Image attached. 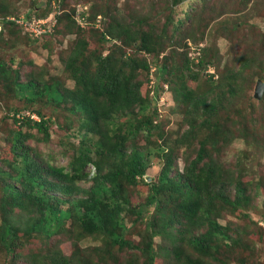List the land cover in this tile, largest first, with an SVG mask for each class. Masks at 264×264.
I'll return each mask as SVG.
<instances>
[{
	"label": "trees",
	"instance_id": "trees-1",
	"mask_svg": "<svg viewBox=\"0 0 264 264\" xmlns=\"http://www.w3.org/2000/svg\"><path fill=\"white\" fill-rule=\"evenodd\" d=\"M209 1L165 0L166 12L162 20L151 15L133 16L128 22L119 15L109 17L99 40L104 43L105 38H109L119 44H114L106 54L103 50L86 51L84 48L88 44L80 38L82 34L76 20L69 19L70 24L65 27L71 32L70 26H74L79 39L66 56L64 69L76 86L60 91L55 82L36 79L13 82V94L30 103L44 98L60 104L69 99L68 112L76 116L79 139L68 169L47 162L41 164L24 143L28 134L22 133L21 128L35 129L48 136L43 114L31 110L17 119L14 116L18 112L14 114L16 129L10 132L14 159L10 163L11 174L0 172L4 177L0 184V264H156L159 258L165 264H229L226 256L235 254V248L241 247L240 233L243 231L222 225L218 220L226 210L247 218L252 194L261 185L242 181L241 162L249 151L238 155L236 170L224 169L216 157L221 149L227 150L235 138H240L246 148H257L260 143L257 138L250 137L244 125L235 129L227 124L219 110L232 107L234 98L243 95L239 79L253 56L249 52L241 54L237 57L238 66L226 70L215 81L212 76H202L206 66L212 64L213 55L207 45L199 49L194 68L193 59L184 53L178 67L169 66L164 58L156 66L155 74L150 71L146 59L126 53L130 49L132 54L143 52L158 58L165 42L178 45L175 37L182 45L177 47L202 42L201 38L195 39L196 33H189ZM233 3L245 9L253 1L230 0L226 5L233 7ZM4 9L5 0H0V10ZM90 9V12L80 11L78 17L82 20L106 18L105 10L97 5ZM49 13L48 10L42 16L27 14L25 18H46ZM7 16L5 12L0 13V40L10 27L27 36L19 25L7 20ZM254 17L260 16L255 14ZM58 22H61L60 16ZM53 31L31 39L37 42L50 37ZM258 66L264 68L261 64ZM2 72L0 70V85L4 86ZM175 72L177 83L181 84L172 90L174 100L181 101L192 117L200 119L195 127L185 122L188 128L176 142L181 144L183 140L196 137L197 148L193 158L186 159L181 174H169L173 160L170 152L158 154L156 157L162 161V168L154 182H146V171L154 153L149 147L132 146L131 141L138 134L148 141L152 132L159 130V125L153 121L156 109L140 93L139 76L145 73L154 79L157 74L161 77ZM261 73L263 75V69ZM187 81L193 87L187 86ZM87 166L93 167V184L84 191L76 183L88 178ZM140 182L147 186V194L143 203L132 206L127 190ZM81 192L85 195L74 198ZM150 207H153L151 219L143 221V229L137 230L138 236L143 237L142 244L127 240L125 235L130 227L127 228L124 216H133L134 225L142 221ZM68 231L77 232L74 236L76 246L65 256L51 240ZM87 238L99 241L100 245L78 246L79 241ZM155 238H160L163 245L154 248ZM238 260L244 263L243 257Z\"/></svg>",
	"mask_w": 264,
	"mask_h": 264
},
{
	"label": "rangeland",
	"instance_id": "rangeland-1",
	"mask_svg": "<svg viewBox=\"0 0 264 264\" xmlns=\"http://www.w3.org/2000/svg\"><path fill=\"white\" fill-rule=\"evenodd\" d=\"M252 1L250 7L243 9L239 5L234 6L236 3H233V7L226 5L230 3V0H210L203 13L197 16L198 23H193L194 26L189 33H196L195 39H202V42L198 44L189 42L187 47H177L181 43L175 37L174 42L178 45L175 43L169 45V42H165L164 50L158 58H153L152 55L143 52L132 54L130 49L126 50L127 56L128 54L138 55L146 59L151 66L150 71L155 74L156 66L160 65L164 58H167L169 66L178 67L179 63L183 62L184 53L188 58L193 59L192 67L194 68L196 64L194 58L198 56L199 49L207 45L213 55L212 64L206 66L202 76L204 78L212 76L215 81L220 79L226 70L238 66L237 57L241 54L249 52L253 56L251 63L243 71L242 78L239 79V89H243V95L239 97L237 95V98H234L232 107L227 106L219 110L220 116L226 120L227 124H232L231 126L235 129L244 125L250 137L257 138L260 143L257 148H246L240 138H235L227 150L221 149V154L216 157L224 169L231 170L236 167L234 165L238 161L236 159L238 155L249 151L246 158L243 155L241 162L242 181L251 185L258 183L261 185L252 194L251 207L246 211L247 218L233 215L232 212L226 210L222 212L221 219L218 220L222 225L234 226L243 231L240 233L241 247L235 248V254L228 253L226 256L229 264H241L238 260L240 257L244 259L243 264H264V73L263 75L261 73L264 68L258 66L261 64L264 67V0ZM164 2L165 0H5V9L0 10V13L5 12L8 15L7 18L27 14L42 16L48 10L52 12L48 14V17L55 14L58 16L55 17L54 33L37 42L22 35L13 27L8 28L1 36L0 62L2 66L0 70H3L1 75L4 78V86L0 85V172L11 174L10 163L14 159L10 149V132L16 129L13 116L17 111L14 117L21 118L31 110H39L43 114L48 134L45 136L35 129L21 128L22 133L28 134L24 143L31 148L34 159L41 164L47 162L52 166L68 169L79 139L76 116L68 112L69 99H65L60 104L48 102L44 98L30 103L25 98L15 96L11 88L14 86V81L26 83L28 79H36V81L45 83L55 82L60 91L71 90L76 86L74 80L64 69L66 56L74 42L79 39L75 34L77 29L74 26H70L71 32L65 27L69 26V19L76 20L75 24L82 34L80 38H84L88 44L84 48L86 51L103 50L106 54L114 44H119L118 41L109 38H105L104 43L99 40V34L106 29L109 17L119 15L128 22L133 16L151 15L162 20L166 12ZM96 5L97 8L105 10L106 18L98 16L95 20H82L78 17L80 11L90 12L92 10L90 8ZM249 9H253L252 12ZM255 14L260 17H254ZM59 16L61 22H58ZM173 51L175 53H172ZM255 58L260 61L256 62ZM11 71L14 76L13 81ZM176 76L177 72L165 73L161 77L157 74V78L154 79L145 73L139 76L142 82L140 93L149 99L152 107L156 109L153 121L159 125V130L153 131L148 141L142 134H138L131 141L132 146L140 149L149 147L154 153L151 157L150 168L146 171V182H154L162 168V161L156 157L158 154L162 156L170 152L173 160L169 174H181L185 169L186 159L193 158L197 148L196 137L188 141L183 140L181 144L176 142L188 128L185 122L195 127L200 121L187 112L189 109L185 110V105L181 101L174 100L172 90L181 84L177 83ZM258 80L263 84V92L259 100L253 97L254 87ZM187 86L193 87L188 81ZM34 118L36 119L35 116ZM127 145L130 146L129 143ZM157 146H159L158 151H156ZM85 171L88 172V178L78 181L76 186L88 191L93 184V167L87 166ZM3 179L4 177L0 176V184ZM127 193L131 205L136 206L143 203L147 194V186L140 182L137 187L129 188ZM84 195L83 192L76 193L74 198ZM152 212L153 207L148 208L142 221L134 225H132L133 216H124L127 228L130 227L125 235L127 240L142 244L143 237L138 236V232L143 229V223L151 219ZM76 234L77 232L68 231L62 236L53 238L51 242L54 240L56 247L65 256H69L76 246L74 244ZM77 244L81 247H95L100 245V242L87 238ZM159 244L163 245L161 239L155 238L154 248H157ZM237 257L239 258L236 259ZM155 263L165 264L162 258L155 260Z\"/></svg>",
	"mask_w": 264,
	"mask_h": 264
},
{
	"label": "built area",
	"instance_id": "built-area-1",
	"mask_svg": "<svg viewBox=\"0 0 264 264\" xmlns=\"http://www.w3.org/2000/svg\"><path fill=\"white\" fill-rule=\"evenodd\" d=\"M7 20L19 25L25 33L34 38L51 33L55 22L52 16L44 19L33 18L31 20L26 19L24 16H18L16 18H7Z\"/></svg>",
	"mask_w": 264,
	"mask_h": 264
},
{
	"label": "water",
	"instance_id": "water-1",
	"mask_svg": "<svg viewBox=\"0 0 264 264\" xmlns=\"http://www.w3.org/2000/svg\"><path fill=\"white\" fill-rule=\"evenodd\" d=\"M262 92H263V84L260 80H258L254 87L253 97L259 100L261 98Z\"/></svg>",
	"mask_w": 264,
	"mask_h": 264
},
{
	"label": "clouds",
	"instance_id": "clouds-1",
	"mask_svg": "<svg viewBox=\"0 0 264 264\" xmlns=\"http://www.w3.org/2000/svg\"><path fill=\"white\" fill-rule=\"evenodd\" d=\"M51 13H52V12H51ZM51 13H50V14H51ZM56 16H58V14L52 15V18L55 19ZM24 17H25V16H24ZM47 17H48V16H47ZM47 17H46V18H47ZM49 17H50V16H49ZM40 19H44V18H40ZM53 29H54V27H53ZM0 30H1V26H0ZM52 31H53V30H52ZM23 32H24V31H23ZM24 33H25V32H24ZM25 34H26L29 38H32V39L34 38V37L29 36L27 33H25ZM45 35H47V34H45ZM42 36H44V35H42ZM36 38H38V37H36Z\"/></svg>",
	"mask_w": 264,
	"mask_h": 264
}]
</instances>
